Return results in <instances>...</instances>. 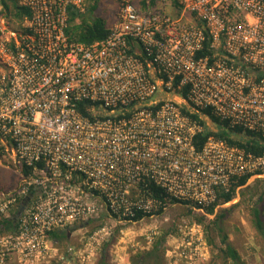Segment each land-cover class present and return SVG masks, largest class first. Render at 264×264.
Returning <instances> with one entry per match:
<instances>
[{"label":"built area","instance_id":"obj_1","mask_svg":"<svg viewBox=\"0 0 264 264\" xmlns=\"http://www.w3.org/2000/svg\"><path fill=\"white\" fill-rule=\"evenodd\" d=\"M17 1L30 12L21 28L0 14V156L33 175L0 192V218L37 193L0 237V264H60L52 234L102 213L130 226L164 215L171 205L151 184L204 212L238 179L264 175V155L214 136L197 150L203 129L183 113L208 110L264 138V0H179L174 16L120 0L110 36L92 45L67 34L68 9L88 0ZM182 234L176 258L206 261L201 226Z\"/></svg>","mask_w":264,"mask_h":264},{"label":"rangeland","instance_id":"obj_2","mask_svg":"<svg viewBox=\"0 0 264 264\" xmlns=\"http://www.w3.org/2000/svg\"><path fill=\"white\" fill-rule=\"evenodd\" d=\"M139 1L135 0L137 6ZM115 2L116 0H99L98 15L107 18V24L109 18L113 16ZM172 2V0H160L159 6L169 11ZM10 23L18 28L23 25L15 20ZM209 125H212L211 122ZM23 178L22 166L10 157L0 156V192H10L16 189ZM263 191L264 175L251 177L245 187L238 189L235 199L226 205L219 206L214 215H207L204 224H199L198 220L205 212L191 211L190 207L181 205H171L164 215L135 226L121 224L107 213H102L98 218L62 231L67 238L63 236L62 242L55 245L61 255L69 253V250L75 252V259L70 261L72 264H96L104 245L114 237V244L110 247L111 264H131V257L152 249L157 242L165 239L164 264H175L176 262L186 264L187 260L184 257L176 258L174 251L181 246L185 223L191 221L200 225L205 232L209 249L207 260L201 264H225L218 255V249L224 246L219 230L213 225L208 228L209 222L213 221L224 209L228 212L222 223L224 230L222 236H228L227 245H232L237 249L245 264H264L263 240L253 226L251 212L252 205ZM19 208L20 204L13 209L12 215H16ZM52 239L54 240L53 237ZM209 239L214 241L213 245L209 243ZM90 252H93L95 257L90 262H83L81 255H88ZM60 264L71 263L61 261Z\"/></svg>","mask_w":264,"mask_h":264},{"label":"trees","instance_id":"obj_3","mask_svg":"<svg viewBox=\"0 0 264 264\" xmlns=\"http://www.w3.org/2000/svg\"><path fill=\"white\" fill-rule=\"evenodd\" d=\"M172 1L178 7L180 6L179 0ZM158 3L159 0H141L138 4V7L141 12H146L150 9L156 8ZM0 7L2 8L0 14L4 15L10 21L15 20L18 23H23L25 20L30 18L29 10L20 6L17 0H0ZM98 9L99 0H89V5L85 12H80L74 7H70L68 9L69 20L67 34L72 40L84 45H92L94 43L104 41L110 36L111 30L107 24V21L98 15ZM206 54H210V51L208 50V42L205 44V50L200 54V56H205ZM187 92L188 89L185 88L183 90L184 97L187 96ZM183 113L188 118H190L192 122L196 123L203 129L202 132L198 133L194 137L193 142L197 150H202L208 138L214 136L219 140L226 141L231 146H236L245 150L247 153H251L256 156L264 155V138L260 135L252 132H246L241 128H230L228 123L219 120L217 117L212 115L211 111L208 110L202 111L201 114H196L185 108L183 109ZM127 116L129 117V114ZM209 122H211L213 128H211ZM23 174L27 177L32 176L33 169L24 167ZM250 179L251 176L242 177L233 184L229 191L221 190L219 192L217 202L214 205L203 209L205 214L200 216L198 220L199 224H204V222L207 220V215H214L216 213V209L219 206L232 202L237 196L238 189L245 187ZM150 191L154 198L160 199L168 205H181L188 208L190 207L191 211H194V209H202L200 207H192L187 203H179L176 200L171 199L164 190L154 184L150 185ZM36 193L37 190L35 188H31L29 194L35 196ZM24 200H22L21 203ZM227 212V210L223 209L219 214H217L216 218L209 222L210 224L208 225V228H210V225H213L219 230V234L223 239L224 246L218 249V255H220L219 257L225 262V264H228V262H231V264H245L242 261L237 249L232 245H227L226 240L228 239V236H222V233L224 232L222 223L226 219ZM251 212L253 216V226L261 236L264 246V191L259 194L257 200L252 205ZM16 217L17 214L11 215V217L7 218H0V237L9 233H13L18 229L19 225ZM141 218L142 217L139 216L136 221L140 220ZM62 233L63 232H56L52 234V237L58 241V244L62 242L64 237L67 238V236L63 235ZM114 240L115 238L113 237L104 245L96 264H111L110 247L112 244H114ZM164 242L165 239H162L161 241L157 242L152 247V249L134 255L131 257L130 263L164 264ZM209 243L213 245L214 241L209 239Z\"/></svg>","mask_w":264,"mask_h":264},{"label":"crops","instance_id":"obj_4","mask_svg":"<svg viewBox=\"0 0 264 264\" xmlns=\"http://www.w3.org/2000/svg\"><path fill=\"white\" fill-rule=\"evenodd\" d=\"M119 1L120 0H116V2H115V10H114V13H113V16H111L110 18H109V23H108V26H109V28L111 29L112 28V26L115 24V22H116V20H117V17H118V7H119ZM141 1V0H140ZM139 1V2H140ZM139 2H138V4H139ZM171 5H170V10L168 11L167 9H164V8H161L159 5H160V0H159V3H158V5H157V7L156 8H153V9H150L149 11H154V10H160V11H165V12H167V13H169V14H172L173 16L174 15H178V11H179V8H178V6L177 5H175L174 4V2H172V3H170ZM88 5H89V0H88V2H87V7H88ZM87 7H86V9H87ZM85 9V10H86ZM99 10V9H98ZM149 11H146V12H149ZM98 13V12H97ZM100 16V15H99ZM102 17V16H101ZM102 18H104V17H102ZM106 21H107V18H104ZM54 243L55 244H58V241L57 240H55L54 239ZM77 253V252H76ZM75 252H71V251H69V253H64V255L62 256L63 257V260L62 261H65V262H69V263H71L72 264V262H70V261H72V260H74L75 259Z\"/></svg>","mask_w":264,"mask_h":264},{"label":"water","instance_id":"obj_5","mask_svg":"<svg viewBox=\"0 0 264 264\" xmlns=\"http://www.w3.org/2000/svg\"><path fill=\"white\" fill-rule=\"evenodd\" d=\"M32 198H33V195H29V196H27L25 198V200L20 205V208L18 210V213H17V217L16 218H18L19 216L22 215V213L25 211V209L27 208V206L31 202Z\"/></svg>","mask_w":264,"mask_h":264}]
</instances>
